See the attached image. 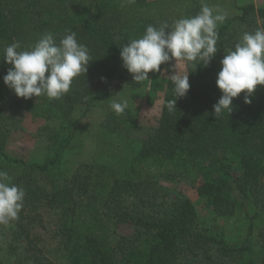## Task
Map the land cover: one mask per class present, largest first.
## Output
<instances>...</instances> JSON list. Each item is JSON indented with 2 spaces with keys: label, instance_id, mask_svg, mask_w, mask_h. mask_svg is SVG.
I'll return each mask as SVG.
<instances>
[{
  "label": "trees",
  "instance_id": "trees-1",
  "mask_svg": "<svg viewBox=\"0 0 264 264\" xmlns=\"http://www.w3.org/2000/svg\"><path fill=\"white\" fill-rule=\"evenodd\" d=\"M201 4L190 0L183 16L197 15ZM150 8L145 0H0V108L11 113H0V171L25 191L18 219L0 224V230H11V264H264V241L252 243L246 234L242 245L226 242L203 225L189 197L160 184L182 177L197 181L198 196L217 215L238 216L239 230L247 233L264 230V85L256 86L249 104L243 92L233 98L230 114L224 110L215 117L212 107L222 95L215 81L224 50L244 33L264 28V6L240 7L218 23L217 52L207 66L183 60L189 90L169 111L166 102L175 94L168 82L161 112L130 161L80 163L68 176L61 169L69 142L63 133L75 122V108L88 110L119 86L139 85L122 66L120 49L147 26L165 21ZM66 30L87 46L92 59L87 71L73 78L60 99L17 97L3 82L11 67L3 60L6 46L19 41L17 51L30 50L49 32L59 43ZM112 81L117 84L110 89ZM23 116L45 121L34 135L47 146L41 161L26 162L7 151L12 128L5 122L12 119L14 127ZM132 119L126 109L113 111L100 126L114 132L125 121L133 125ZM142 162L162 171H142L137 168ZM43 208L56 213L53 253L34 232L45 225ZM126 223L133 232L116 234L114 227ZM20 247L22 256L16 252Z\"/></svg>",
  "mask_w": 264,
  "mask_h": 264
},
{
  "label": "clouds",
  "instance_id": "clouds-1",
  "mask_svg": "<svg viewBox=\"0 0 264 264\" xmlns=\"http://www.w3.org/2000/svg\"><path fill=\"white\" fill-rule=\"evenodd\" d=\"M134 2V0H129ZM226 14L217 12L202 0L200 12L193 17L179 18L170 25L167 21L159 27L149 25L145 33L121 46L122 66L132 74L133 81L149 80L148 73L162 72L161 64L173 58L207 66L217 52L218 23ZM19 41L4 49L3 60L10 64L3 82L17 97L25 99L46 95L49 99H60L70 90L73 78L87 71L92 60L87 46L78 43L76 33L66 30L59 40L46 33L30 49L17 51ZM220 69L216 74V85L222 95L213 104V115L224 110L232 111L233 98L244 93L243 101L251 103V95L257 85H264V28L253 33H244L231 49L224 50ZM176 67V63H175ZM173 84L175 99L166 102L169 111L176 109V99L186 95L190 88L188 72H174L168 76ZM111 108L122 114L128 106L127 100L113 101ZM25 191L12 184L7 172L0 171V224L7 225L18 219L23 207Z\"/></svg>",
  "mask_w": 264,
  "mask_h": 264
},
{
  "label": "rangeland",
  "instance_id": "rangeland-1",
  "mask_svg": "<svg viewBox=\"0 0 264 264\" xmlns=\"http://www.w3.org/2000/svg\"><path fill=\"white\" fill-rule=\"evenodd\" d=\"M145 1L150 5L151 12L155 13L156 17L165 19V21L167 20L170 25L173 21L184 17L183 15H185L188 8L185 5L190 3V0ZM163 1L167 2L163 3ZM249 4L263 7L264 0H213L208 6L213 8L214 14L219 12L226 14V16H233L239 13L240 7ZM146 9L142 8L143 12ZM161 69L163 70L162 72L150 71L148 73L149 80L139 82V85L136 84L137 86H119L115 93L107 95L97 105L90 107L88 110L83 109L81 106L75 108L72 115L75 122L68 131H64L63 133L69 140L63 150L61 167L66 176L70 175L80 163L110 162L112 164L124 165L125 161H130L135 154L140 140L145 138L148 129L154 126L161 112L167 84L170 81L168 76L174 74L175 71L180 75H184L186 70L185 62L183 60L175 62V59L168 68ZM116 84L117 81H112L109 86L110 89L114 88ZM122 100H127L128 106L126 110L133 115L132 120L134 124L132 125L129 120L121 124L122 130L114 132L104 131L100 124L108 114L114 111L110 106L111 103ZM0 113H2V116L5 115L7 117L8 114H11L9 111L2 112L1 108ZM14 116L16 120L19 118L18 114ZM22 119L23 121L14 127L11 126L13 124L12 119L5 122L6 128H12L7 140V151L10 153V156L21 158L26 162H31L32 160L41 161L48 154L47 146L45 141L35 138L34 135L37 128L45 125V121L31 116H23ZM49 125L52 126V123ZM127 129L128 132H125ZM234 159L236 158L234 157ZM138 167L142 171L149 169L148 171L152 174H158V172L162 171L161 168L151 162L138 163ZM160 184L183 192L189 197L203 225L208 227L209 231L213 234L223 237L226 242L242 245L245 243L246 234H248L247 237L252 243L259 244L264 241V230L260 234L256 231L247 233L239 230L241 225L238 223V216L217 215L211 209V206L202 197L198 196L196 192L197 181L182 177L173 182L160 180ZM42 210H47L43 213L45 225L44 227L35 228L34 232L40 236L45 249L53 253L55 245L50 234L55 230L56 213L52 209L43 208ZM10 231L7 226L0 230V260H2V264H11V259L8 257V251L11 248ZM114 231L116 234L129 235L133 232V227L127 223L119 224L114 227ZM19 244L23 246V242ZM22 251L23 247L16 249V252L21 256L23 254Z\"/></svg>",
  "mask_w": 264,
  "mask_h": 264
}]
</instances>
